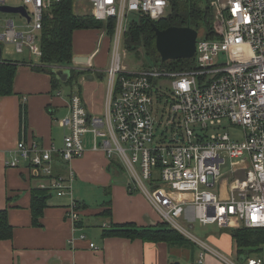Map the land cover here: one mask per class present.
Returning a JSON list of instances; mask_svg holds the SVG:
<instances>
[{"label":"built area","instance_id":"built-area-1","mask_svg":"<svg viewBox=\"0 0 264 264\" xmlns=\"http://www.w3.org/2000/svg\"><path fill=\"white\" fill-rule=\"evenodd\" d=\"M62 1L0 0V8L8 2L21 3L16 7H23L27 15L18 14L26 20L18 27L11 19H0V43L12 44L17 54L27 49L29 57L40 60L43 19ZM81 1L90 6L95 20L115 21L105 71V111L92 115L82 98L71 94L67 114L60 121L64 129L60 149L17 143L19 156L40 179L37 188L56 197L69 196L66 216L77 223L80 215L71 197L72 170L68 166L67 177L55 174V157L65 165L72 163L83 156L85 139L90 137L93 151L103 152L106 159H116L125 168L132 188L146 196L161 222L201 248L198 263L209 253L225 264H235L197 241L181 220L188 221L189 209L191 220L203 227L264 231V0H207L216 38L197 37L192 69L174 75L168 93L154 80L155 72L127 71L120 64V45L128 17L157 21L166 15L171 0ZM85 65L74 63L73 67L81 70ZM157 103L164 123L153 113ZM156 125L164 126L159 134L164 138H157ZM169 127L172 135L167 139L164 133ZM228 129H239L242 139H232ZM227 162L230 168L221 174ZM17 164L13 159L6 167ZM89 247L94 249L93 244ZM259 248L237 259L242 264H264V243Z\"/></svg>","mask_w":264,"mask_h":264},{"label":"crops","instance_id":"crops-1","mask_svg":"<svg viewBox=\"0 0 264 264\" xmlns=\"http://www.w3.org/2000/svg\"><path fill=\"white\" fill-rule=\"evenodd\" d=\"M84 3L75 1L74 11L79 6L78 11L82 12L80 8ZM79 31L90 43L85 47H72L73 58L88 59L81 70L77 69L84 73L75 85L63 90L61 86L66 85L58 83V89H54L50 74L43 70L46 66L35 59V62L16 63L13 93L0 96V210H6L12 227L11 239L0 241V264H200L201 248L181 234L184 241L172 244L103 237V224H107L108 229L122 224L138 228L155 227L161 220L146 196L134 192L131 180L125 178V168L121 165V169H117L103 152L92 150L90 137L85 139L83 156L72 163L65 165L55 157V174L67 177L68 166L72 170L71 197L78 205L79 221L73 223L66 216L69 196L51 194L38 220L39 225H33L31 194L37 189L40 179L33 175L29 162L19 156L17 143L22 140L34 142L40 148L53 146L60 149L64 133L60 121L67 114V101L71 94L82 98L90 114L102 115L105 111L108 92L105 71L111 58L110 39L101 30ZM103 52L109 54L106 68L103 67L104 58L97 60ZM21 106L26 113L23 132L20 128ZM13 159L18 160L17 166L6 167V162ZM186 217L189 222L185 219L182 224L193 229L189 209ZM97 218L100 219L96 226L98 229H91L89 225ZM218 229V235L207 234L204 240L192 235L197 241H208L213 247L207 245L225 257L233 253V247L236 260L241 253H252L248 248L243 252L238 250L230 234L231 229ZM90 244L94 249L89 247ZM201 264L225 263L206 253Z\"/></svg>","mask_w":264,"mask_h":264},{"label":"trees","instance_id":"trees-1","mask_svg":"<svg viewBox=\"0 0 264 264\" xmlns=\"http://www.w3.org/2000/svg\"><path fill=\"white\" fill-rule=\"evenodd\" d=\"M76 0H64L55 4L48 15H45L42 23L40 47L42 56L40 63L45 65L46 72L52 78V87L58 89L60 83L52 73L53 66H72V36L77 30H98L104 28L109 39L113 37L115 21L109 19L101 23L91 15L74 12ZM213 11L207 0H171L166 15L153 21L146 16L131 19L123 35V46L127 51L138 56V49H142L148 62H143V70L157 65L160 57L155 49V32L153 25L158 30L169 27H189L198 32L202 39L213 40L216 38L213 28ZM159 64V63H158ZM193 59H179L160 64L161 69L168 72H179L192 69ZM37 71L40 69L33 67ZM16 72V64L4 61L0 63V96H8L13 93V80ZM84 73L77 69H71L70 78L66 86L76 84L78 78ZM26 113L24 106L20 108V128L25 126ZM110 164L121 169V164L110 160ZM131 192V191H130ZM49 191L34 189L31 194L30 211L33 225H39L38 220L42 216L46 201L50 198ZM232 239L237 243L238 250L243 252H256L264 243L263 230H249L245 228L231 229ZM104 238L121 237L129 240H141L143 242H166L168 244L181 243L184 238L171 229L166 223L160 222L155 227H136L131 224L113 225L110 229H103ZM12 237V227L8 222L6 210H0V241L9 240Z\"/></svg>","mask_w":264,"mask_h":264},{"label":"rangeland","instance_id":"rangeland-1","mask_svg":"<svg viewBox=\"0 0 264 264\" xmlns=\"http://www.w3.org/2000/svg\"><path fill=\"white\" fill-rule=\"evenodd\" d=\"M8 6H13V7H16V6H21V3L19 2H8L7 3ZM82 7L80 8L82 10V12H79V6H76L75 8V13H78V14H84V15H91V8L90 6L87 4V3H84L81 5ZM6 17L7 19H11L14 21L15 25L18 27V26H21V25H24L26 23V20L21 18L18 14H7V15H3V14H0V19L1 18H4ZM128 21L130 22L131 21V17H128L127 18V23ZM98 30H101V32L103 34L106 35V30L104 28L102 29H98ZM115 28H114V32H113V37L110 39V53L112 51V46H113V42H114V38H115ZM2 29H0V33H2ZM125 33V31H124ZM124 33H122V37H121V45H120V57H121V61H120V64L122 66L125 67V69L127 71H130V72H135V73H148V72H155L154 74H158L156 75V79L154 80H158L159 81V86H164L165 87V92L168 93V90H169V84H170V79H172V77L174 75H177V74H180L182 72H185V71H179V72H168L164 69H161V65L162 62L161 60L157 63H154V64H157L153 67H151L150 69H147V70H143L141 68V64L143 62H148V59H147V56L144 55V52L142 49H138V56H136L135 54H133L132 52H129L127 51V49L124 48L123 46V35ZM107 36V35H106ZM108 37V36H107ZM198 38H201L200 35H198ZM90 43V40L88 38H86L84 36V33H82V31L80 32L79 30L78 31H75L73 33V48L76 49L77 47H85L87 45H89ZM1 46H2V59L3 61H8V62H11V63H30V62H35V59L36 57H29V53L27 51V49H23V53L22 54H17L14 50V46L12 44H6V43H0ZM100 58H104L105 61L103 63V67L106 68L108 67V64H109V54L106 53V52H103L101 53L97 60L100 59ZM193 59V58H192ZM96 60V62H97ZM159 63V64H158ZM72 64L74 66V62L72 60ZM75 66H78L75 65ZM56 67H60V66H56ZM164 74V75H163ZM104 85H105V82H104ZM61 88L63 90L65 89H68V86H61ZM168 95V94H167ZM170 99L168 98V101ZM165 102V101H163ZM161 109L159 108V105L158 103L155 104L153 106V113L157 119L158 122H165L166 120L164 119V117L162 116V114L160 113ZM168 113V108L165 109V116L166 114ZM164 126L161 125V126H157L156 125V131L155 133H157V138L161 139V138H164V137H160L159 134L164 132ZM228 134L229 136L236 140H241L242 136H241V132L239 131V129H228ZM164 135L166 136L165 138L169 139L172 135V128L169 127L167 129V131L164 133ZM63 136H64V133H63ZM230 168V164L229 162L226 163L225 166L221 167V174H225V172H227ZM124 175H125V178L127 180H131L127 171L124 172ZM134 192H137V193H141V191L139 189H136ZM93 198L95 197L94 195L92 196ZM183 220H181L182 222ZM100 223V219H96L95 222L92 224V225H89L91 226V229H98L96 226H98V224ZM193 229H189L188 227H186V229L191 233L193 234L195 237L197 238H200V239H203L204 240V236L207 235V234H210V233H213L214 235L217 234L219 231V229L215 226V225H208V226H200L196 221L193 223ZM218 235V234H217ZM218 239V238H216ZM207 244L211 245L208 241H205ZM263 244V243H262ZM212 246V245H211ZM213 247V246H212ZM233 250V253L231 255H226L227 257H229V259L233 260L235 262V264H242L240 263L238 260L235 259V248L233 247L232 248Z\"/></svg>","mask_w":264,"mask_h":264},{"label":"water","instance_id":"water-1","mask_svg":"<svg viewBox=\"0 0 264 264\" xmlns=\"http://www.w3.org/2000/svg\"><path fill=\"white\" fill-rule=\"evenodd\" d=\"M0 11L5 14H20L27 17L23 7L4 6ZM155 32V49L162 63L179 59H192L195 54L198 32L189 27H169L158 30L153 25ZM2 62V47L0 46V63ZM74 63L86 64L87 58H73ZM56 79L66 85L70 78L71 69L75 67H51ZM171 264H179L178 262Z\"/></svg>","mask_w":264,"mask_h":264}]
</instances>
